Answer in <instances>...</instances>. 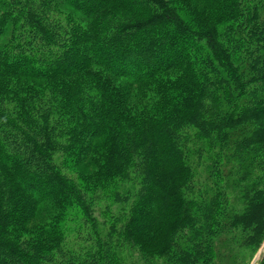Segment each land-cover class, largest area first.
Listing matches in <instances>:
<instances>
[{
    "label": "trees",
    "instance_id": "trees-1",
    "mask_svg": "<svg viewBox=\"0 0 264 264\" xmlns=\"http://www.w3.org/2000/svg\"><path fill=\"white\" fill-rule=\"evenodd\" d=\"M263 243L264 0H0V264Z\"/></svg>",
    "mask_w": 264,
    "mask_h": 264
},
{
    "label": "rangeland",
    "instance_id": "rangeland-1",
    "mask_svg": "<svg viewBox=\"0 0 264 264\" xmlns=\"http://www.w3.org/2000/svg\"><path fill=\"white\" fill-rule=\"evenodd\" d=\"M264 255V243L262 244L261 248L259 249V251L255 254L253 260L251 261L250 264H257L260 259L262 258V256ZM136 256V255H135ZM138 259V258H137ZM133 264H141L139 262H136V259L133 261Z\"/></svg>",
    "mask_w": 264,
    "mask_h": 264
}]
</instances>
